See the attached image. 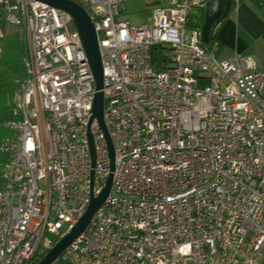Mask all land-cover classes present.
Masks as SVG:
<instances>
[{"label":"built area","instance_id":"obj_1","mask_svg":"<svg viewBox=\"0 0 264 264\" xmlns=\"http://www.w3.org/2000/svg\"><path fill=\"white\" fill-rule=\"evenodd\" d=\"M73 1L97 37L113 169L70 13L0 0V20L21 27L29 48L13 118L1 124L12 134L0 141V264L49 251L110 174L104 202L58 260L264 264V70L255 56L202 46L188 23L213 0H151L162 5L138 26L118 20L126 0Z\"/></svg>","mask_w":264,"mask_h":264},{"label":"water","instance_id":"obj_2","mask_svg":"<svg viewBox=\"0 0 264 264\" xmlns=\"http://www.w3.org/2000/svg\"><path fill=\"white\" fill-rule=\"evenodd\" d=\"M50 4L56 8L62 9L72 16L75 27L78 31L87 61L95 83V93L93 98L92 116L99 120L107 137L108 148L111 157V169H113V147L111 140L107 135L103 121L104 98L101 90L103 86V73L101 66L100 53L97 37L93 22L85 8L73 0H39ZM232 0H213L205 6V14L200 25V40L202 43H208L214 34L215 28L227 16ZM112 175L106 180V184L100 194L93 197L87 210L79 219L76 225L68 231L49 251H47L35 264H52L57 262L60 253L67 247L87 226L94 212L104 202L111 185Z\"/></svg>","mask_w":264,"mask_h":264},{"label":"trees","instance_id":"obj_3","mask_svg":"<svg viewBox=\"0 0 264 264\" xmlns=\"http://www.w3.org/2000/svg\"><path fill=\"white\" fill-rule=\"evenodd\" d=\"M205 6L197 8L192 13L188 23L189 27L200 28L205 14ZM193 17L196 18L195 22H193ZM4 24V21L0 20V30L2 32V36L0 37V141L3 137L12 134L11 132L4 133L3 131L7 130V128L1 126V124L13 118L14 95L17 93L20 83L26 76L24 62L29 56L25 31L18 26H12L13 28L8 30ZM201 44L206 50L212 51L216 55L219 54L220 47L222 46L221 42L216 38L215 33L210 42H201ZM154 60L159 61L158 57ZM163 67L160 64V68ZM2 158L5 162L6 156L4 154L0 155V160ZM1 181L2 176L0 177V184ZM42 256L43 254L38 257L36 255L30 264H35Z\"/></svg>","mask_w":264,"mask_h":264},{"label":"crops","instance_id":"obj_4","mask_svg":"<svg viewBox=\"0 0 264 264\" xmlns=\"http://www.w3.org/2000/svg\"><path fill=\"white\" fill-rule=\"evenodd\" d=\"M214 33L222 45L216 56L254 55L257 67L264 68V0H232L227 16Z\"/></svg>","mask_w":264,"mask_h":264},{"label":"rangeland","instance_id":"obj_5","mask_svg":"<svg viewBox=\"0 0 264 264\" xmlns=\"http://www.w3.org/2000/svg\"><path fill=\"white\" fill-rule=\"evenodd\" d=\"M151 0H126L124 5H125V10H123L120 15L118 16V20H127L130 25L133 26H138L142 23H146L148 22V18H149V11L151 9L152 6H158V5H162L161 3H153V4H148L150 3ZM196 21V18L193 17V22ZM5 28L6 29H11L13 28L11 26V24L9 23H5ZM169 48V47H168ZM166 53H170L169 49H165ZM260 69L264 70V68ZM12 103V102H11ZM4 133H12V131L10 129L4 130ZM4 160L2 158V160H0V177L2 176V166H3ZM51 237V236H50ZM46 252H41V251H37V257L41 254H45ZM58 261V259H57ZM261 262L264 263V255L261 259ZM55 263V262H54ZM58 264H68L65 260H59Z\"/></svg>","mask_w":264,"mask_h":264}]
</instances>
